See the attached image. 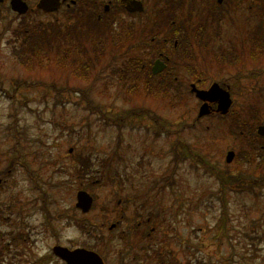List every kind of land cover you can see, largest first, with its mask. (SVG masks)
<instances>
[{
	"label": "rangeland",
	"instance_id": "374dc122",
	"mask_svg": "<svg viewBox=\"0 0 264 264\" xmlns=\"http://www.w3.org/2000/svg\"><path fill=\"white\" fill-rule=\"evenodd\" d=\"M147 2L151 11L153 0ZM170 11L174 12L173 19L178 16L179 10ZM161 15L165 21L166 11ZM146 17L133 19L137 20L135 29L141 31L143 39L156 36L158 43L130 52V39L113 42L105 35L97 50L104 57L87 70L89 77L83 79L71 67H66L67 71L25 67L12 54L13 45L21 39H16L17 33L27 26L55 22L68 29L74 25L65 13L18 16L9 5L0 6V153L6 155L0 158V178H4L3 172L12 170L3 174L7 180L0 185V264H66L53 254V247L85 244H95L94 250L101 251L106 264H155L146 255L137 257L149 242L153 245L145 252H157L154 256L160 254L161 259H156L166 264H264V186L253 191L231 186V191L221 194L217 180V171L264 179V161L253 156L254 160L247 163L240 155L250 151L240 129L228 128L231 119L205 117L195 123L201 102L184 88L192 82V69L204 73L205 86L232 78L235 88L231 109L236 115L241 82L234 79L233 69L218 68L209 56L225 54L227 42L232 39L239 43L235 35L243 31L219 29V37L207 39L205 29H184L179 37L175 35L177 29H155L158 18L149 17L142 23ZM186 21L188 24L190 20ZM120 23L117 20L111 26L89 29H111L116 35L122 30ZM171 35L172 40L180 41L176 50L171 41L165 40ZM252 38L254 33H250L251 42ZM158 52L170 57L167 68L177 76V86L182 85L185 94L176 89L170 93L171 98L150 94L146 75L142 79L131 70L126 71V81L120 80L118 72L130 66L132 55H141L142 61L150 64ZM85 60L80 58V62ZM44 83H54L55 87L49 90L37 85ZM70 87L86 89L97 103L112 107L115 113H108L110 125L100 120L99 114L91 113L82 102L81 92ZM58 89L65 91L58 93ZM140 108L151 109L168 120L172 134L161 131L156 137L154 123L144 116L130 117L122 122L121 129L111 123ZM184 124L187 126L180 133L181 139L195 153L187 159L181 149L173 152L176 129ZM193 124L195 127H190ZM14 144L20 158L11 167L17 154L7 153ZM231 149L238 155L228 164L226 154ZM176 153L181 160H176ZM88 154L95 164L86 176L79 169ZM79 190L95 198L87 214L76 208ZM144 195L150 196L152 204L145 202ZM148 216L152 220L141 226L151 235L145 240L143 231L134 235L133 230ZM81 223L94 226L95 236L104 241L96 242V238L83 233ZM113 223L116 227L110 229ZM152 227L156 232H151Z\"/></svg>",
	"mask_w": 264,
	"mask_h": 264
},
{
	"label": "flooded vegetation",
	"instance_id": "af4514ba",
	"mask_svg": "<svg viewBox=\"0 0 264 264\" xmlns=\"http://www.w3.org/2000/svg\"><path fill=\"white\" fill-rule=\"evenodd\" d=\"M23 1L29 5L27 13L48 14L63 12L66 18H70L73 21L72 24L85 25L89 28L97 25L100 28L103 24L111 26V24L113 25L119 20L121 22L120 28L134 29L136 26L135 21L137 20L133 19L147 16L142 23H145L149 17H153V19L158 18V20L154 21L153 27L155 29H205L204 34L207 39H212L213 36L219 37V29H239L243 31H238L240 34L235 35L236 40L240 38L239 43H236L232 39L227 42L228 45L223 49L225 54L209 56L210 61L218 68L233 69L234 74H236L234 75V79L241 82L239 89L241 95L239 112L234 115L231 107L226 114H222L216 110V103H210L211 113L206 117L231 119L228 128L235 127L237 130L240 129L239 134L245 138V144L250 151L240 155L247 163L254 160L253 156H258L259 160L262 159L264 161V135L259 133V129L264 127V72H262L264 69V35H261L262 28H264L262 25L264 0H153L151 11H148L147 0H137L143 4L142 11L129 10L128 5H131V2L134 0H60L62 5L54 12L39 8L38 4L41 0ZM10 3L11 0H3V2H0V6L9 5L10 7ZM171 8L179 10L178 16L174 19L172 15L174 12L170 11ZM164 10L166 11L165 21L162 20L163 15H161ZM149 12L151 15H149ZM182 19L185 21H181ZM186 19L190 20L188 24ZM245 29H249L246 30L249 33L248 35H246ZM250 29L252 30L250 31ZM223 33L224 31H222ZM250 33H254L252 42L250 41ZM225 34V38H227L228 31L225 30ZM165 40L169 42V38ZM209 43L211 44L212 42L209 41ZM178 44L179 40L176 41V49L178 48ZM159 55L160 59L168 66L170 57L163 52H160ZM218 72L219 70L211 75V77L216 76ZM203 74H198L192 69V79L190 80L192 82L189 84L190 89L195 84L198 89L206 90L213 83H218L223 90H227L230 93L231 98L234 97L235 86L232 78L227 77V79L214 80L210 86H205L202 84ZM203 118H198L197 116L196 119L198 121L196 122L199 123ZM251 136L253 138L249 140ZM233 151L235 153L234 161L238 153L235 150ZM8 173H12V170L9 169L3 172L6 175ZM3 174L4 178H0V185L5 184L7 180V176ZM139 226H142L141 222ZM156 230L154 227L151 228L152 233L156 232ZM147 236L149 237L150 233ZM12 240L16 241V238L13 237ZM150 244L153 245L152 242ZM144 245L147 248V243ZM151 254L153 256L151 258L152 262L156 264L157 259L154 255L157 253Z\"/></svg>",
	"mask_w": 264,
	"mask_h": 264
},
{
	"label": "trees",
	"instance_id": "16d2710c",
	"mask_svg": "<svg viewBox=\"0 0 264 264\" xmlns=\"http://www.w3.org/2000/svg\"><path fill=\"white\" fill-rule=\"evenodd\" d=\"M88 28L89 27L86 28L85 25L79 26L78 24L75 26H70L68 29H63V27L56 24L55 22H49L47 24L40 23L30 27L27 26L23 30H21V32L17 33L16 39H21L18 45H13L12 54L17 62L25 67H38L51 70L57 69L58 71H67L69 69H67L66 67H71L79 77L87 79L89 77L87 70H91L93 69V67L95 68L96 62H100L101 58L104 57L101 52H97L98 44L103 41V36L108 35V38H110L113 42L130 39L131 45L127 49V51L130 52L132 50L140 52L142 51V49H145L144 47L148 45L153 46L155 43H158V38L156 36H153L149 39H143L141 31L136 30L135 28L122 29L121 31L117 32L116 35H112L113 33H111V29ZM184 31V29H177V34L175 35L182 37ZM109 34H111L112 36ZM147 35L148 34L145 33V38ZM133 39H136V42L133 41ZM172 39L173 35L169 37V42L171 41V44H173V48L176 50V48L174 47V41L178 38H175V40ZM159 53L160 52L157 53L158 55L156 54L158 57L160 56ZM81 57L86 58V60L80 62ZM129 64L130 66L128 68L121 69L120 72H118V76L122 82L126 81L129 74V72L126 71L131 70V74L134 73L137 76H141L142 79H144L143 76L145 77L146 75L148 79L147 82L145 80V83L151 84L150 88H148L150 94H159L163 95L164 97L171 98L170 93L172 94L174 92V89H176L175 91H178L181 94L183 93V86H177L179 82L178 78H176L177 76H174L172 72L167 68L162 73L153 75L151 70L152 63H144L142 61L141 55H132ZM99 75L100 74H98V76ZM37 85H44L45 88H49V90H53V88L55 87L54 83H44ZM184 88L185 91L189 93L190 88L188 87V84H185ZM69 89L80 91L81 99L83 100L82 102L86 103L85 107L91 113L99 114L101 116L100 120L104 121L106 125H110L111 116H108V113H115V110H112V107H107L105 105L97 103L86 89H75L73 87H70ZM56 91L60 93L61 91H65V89H58ZM183 94H185V92ZM127 115V117L121 116L120 119L114 118L111 123H114V126L121 129L123 128L122 122H126L130 117L144 116L154 123V126L156 127L154 135L156 137L161 136V131L168 133V135L172 134V131L170 130L171 124L169 123V121L161 118L159 115H156L151 111V109L140 108L139 110H136V112L127 113ZM196 121L198 120L195 119V123ZM185 126H187V124L182 125L181 129H176L177 131L175 132V134L178 135V137L176 139V144L173 147V152H175L176 149H181L183 154L182 157H184V159H187L191 155L195 156V153L193 152L191 146L181 139L180 133L184 131ZM190 127H195V124L190 125ZM148 131L150 132L149 129ZM16 144H18V142ZM16 144H14L7 153H10L11 155L17 154L11 161L13 165H15L20 158L17 153L18 149ZM2 156H6L4 152L0 153V158ZM182 157H180L176 153V160H181ZM196 158H198L199 161H202L199 155H197ZM94 164L95 161L92 156L89 154L85 155L84 164L79 169V173L89 176L93 171L92 166ZM111 164L112 161L109 160L107 162V165L110 166ZM107 171H102L103 175L107 174ZM109 180H113V178ZM217 180L218 182H220V186L222 189L221 194L226 193V191H231V186H236V188L242 191H253L256 187H261L264 185V179L262 178L259 180H255L254 178H250L247 176L244 178L242 176L230 175L228 173H222L220 171L217 172ZM222 222L224 223L223 219ZM80 228L82 229L83 233H87L88 236L96 238V242L104 241L103 237L101 238L95 236L96 230L94 229V226L86 227L84 223H81ZM85 246L91 249H95V244H85ZM147 256L152 257V255L149 253H147ZM156 257H158V259H161L160 254H158Z\"/></svg>",
	"mask_w": 264,
	"mask_h": 264
},
{
	"label": "water",
	"instance_id": "95a60500",
	"mask_svg": "<svg viewBox=\"0 0 264 264\" xmlns=\"http://www.w3.org/2000/svg\"><path fill=\"white\" fill-rule=\"evenodd\" d=\"M3 0H0V2ZM12 8L24 14L28 10V5L23 0H12ZM59 0H41L38 4L39 8H43L47 11H54L60 7ZM131 11H142L143 4L140 1L134 0L131 5H128ZM165 68V63L158 59L153 66V73L157 74ZM192 91L196 96L203 101V104L199 111V116L209 115L211 113L210 103L217 104V111L226 114L232 105V99L230 93L227 90H223L218 83H213L207 90L198 89L195 84L192 86ZM259 133L264 135V127L259 129ZM234 151H229L227 154V162H232L234 158ZM93 196L85 190H80L77 193L76 206L87 213L93 205ZM53 252L56 256L64 260L67 264H105L102 257L95 251L86 248L70 249L65 246L56 245L53 248Z\"/></svg>",
	"mask_w": 264,
	"mask_h": 264
}]
</instances>
